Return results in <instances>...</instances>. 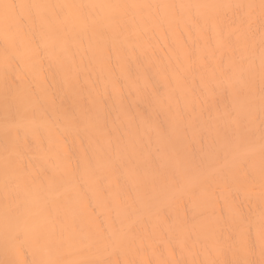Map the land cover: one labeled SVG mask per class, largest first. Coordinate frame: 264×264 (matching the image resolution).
I'll return each mask as SVG.
<instances>
[{
  "label": "bare ground",
  "instance_id": "bare-ground-1",
  "mask_svg": "<svg viewBox=\"0 0 264 264\" xmlns=\"http://www.w3.org/2000/svg\"><path fill=\"white\" fill-rule=\"evenodd\" d=\"M0 4V264H264V0Z\"/></svg>",
  "mask_w": 264,
  "mask_h": 264
},
{
  "label": "snow or ice",
  "instance_id": "snow-or-ice-1",
  "mask_svg": "<svg viewBox=\"0 0 264 264\" xmlns=\"http://www.w3.org/2000/svg\"><path fill=\"white\" fill-rule=\"evenodd\" d=\"M17 5L15 4H0V9H2V14L3 18L5 19V21H8L10 19L13 18L14 13H15V9H16ZM20 7H42L41 5H28V6H24V5H20ZM261 241L262 243H264V218H262V222H261ZM49 264H53V262H49Z\"/></svg>",
  "mask_w": 264,
  "mask_h": 264
}]
</instances>
